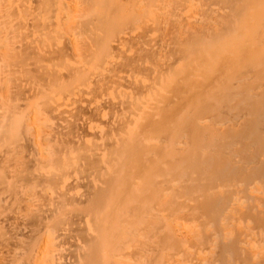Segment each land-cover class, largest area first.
<instances>
[{"label": "bare ground", "instance_id": "obj_1", "mask_svg": "<svg viewBox=\"0 0 264 264\" xmlns=\"http://www.w3.org/2000/svg\"><path fill=\"white\" fill-rule=\"evenodd\" d=\"M0 264H264V0H0Z\"/></svg>", "mask_w": 264, "mask_h": 264}]
</instances>
